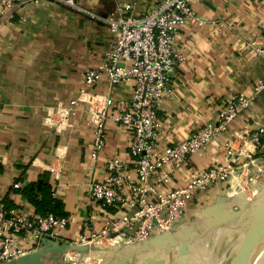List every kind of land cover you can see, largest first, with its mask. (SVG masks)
Listing matches in <instances>:
<instances>
[{
	"label": "crops",
	"instance_id": "obj_1",
	"mask_svg": "<svg viewBox=\"0 0 264 264\" xmlns=\"http://www.w3.org/2000/svg\"><path fill=\"white\" fill-rule=\"evenodd\" d=\"M125 1L134 2V14L138 16L158 2L77 0L80 7L100 15L115 12ZM193 6L205 22L187 24L176 35L175 45L185 53L186 60L172 73V95L159 108L162 145L187 139L198 127L216 123L219 110L233 95L251 93L264 77V0H202ZM112 41L113 34L105 23L54 0L24 2L0 17V203L34 212L32 203L12 184L40 182L48 173L69 222L60 238H47V249L41 246L48 250L46 264H61L56 259L63 254L58 251L60 246L78 241L81 234L102 230L122 212L92 199L89 182L107 176L105 165L112 158L132 162L131 132L108 119L105 144L93 161L94 126L85 103L77 107L70 117L71 125L63 130L45 121L49 111L68 105L79 93L82 73L103 63ZM109 87L104 75L94 89L106 92ZM132 87L127 82L115 88L113 113L120 112L122 102L131 97ZM263 123L264 92L225 134L171 173L170 182L159 186L162 193L226 164L229 144L234 149L236 175L241 177L235 175L231 182L218 180L200 190L171 229L178 244L144 250L131 264L140 257L145 264H191L181 257L194 251L192 245L207 229L227 219L225 212L207 217L206 209L221 196H228L233 180L243 181L246 166H254L250 173H255L256 161L251 159L262 153L256 150L252 136ZM51 167L58 170L57 175ZM156 180L154 175L151 181ZM127 247L109 253L103 264H126Z\"/></svg>",
	"mask_w": 264,
	"mask_h": 264
},
{
	"label": "built area",
	"instance_id": "obj_2",
	"mask_svg": "<svg viewBox=\"0 0 264 264\" xmlns=\"http://www.w3.org/2000/svg\"><path fill=\"white\" fill-rule=\"evenodd\" d=\"M40 0H0V17L9 15L24 2ZM79 9L95 20L105 23L113 34L110 48L98 68L82 73V87L68 105H60L48 112L46 124L56 130L71 125L70 117L85 103L94 126V146L91 158L95 161L106 140L108 119L131 132L132 162L112 158L105 167L107 176L89 182V194L106 207H118L122 212L100 231L81 234L78 241L66 242L69 249L87 246L91 242L109 239L116 248L146 241L155 234L169 231L183 218L186 205L200 191L218 180L231 182L236 175L233 148L228 144L226 164L212 167L192 177L186 185L162 193L159 186L170 182L171 173L180 168L194 153L206 148L216 137L225 134L230 124L243 116L256 97L264 92V77L251 93L233 95L219 110L216 123H206L184 140L162 145L159 116L161 103L172 95V73L186 60L185 53L176 47L175 38L187 24L205 21L193 3L202 0H158L145 14H134V2H122L113 13L100 15L80 7L77 0H54ZM106 75L110 87L106 92L94 87ZM132 83L131 97L122 102L120 112H112L114 90L124 83ZM256 150L262 154L251 159L256 171H262L259 159H264V123L253 134ZM246 166V165H245ZM57 175L58 170L51 167ZM157 180L152 183V177ZM230 188L233 185L230 183ZM13 189L23 187L20 181ZM55 196V189H54ZM229 197V194H228ZM66 216L42 215L0 203V264L37 251L47 238H60L68 225ZM68 250V249H67ZM66 250V251H67ZM66 251L65 259L70 257Z\"/></svg>",
	"mask_w": 264,
	"mask_h": 264
},
{
	"label": "rangeland",
	"instance_id": "obj_3",
	"mask_svg": "<svg viewBox=\"0 0 264 264\" xmlns=\"http://www.w3.org/2000/svg\"><path fill=\"white\" fill-rule=\"evenodd\" d=\"M246 162V161H245ZM262 171L250 173L254 166H246V175L243 181H232L233 187L228 190L230 197L229 207L231 212L238 217L230 219L221 225H213L212 228L207 229L200 239L195 241L194 251L189 256L181 257L190 260L191 264H236L239 253L243 250L247 240V233L255 215L264 205V164L261 165ZM240 175V174H239ZM239 175L236 177L240 178ZM246 182V183H244ZM217 232H220V237H217ZM263 238H264V224H263ZM215 239V240H214ZM101 246H112V250L104 254H93V250ZM82 249H68L66 253L70 256L67 259L63 254L59 259L61 264H103L106 256L109 253H117L116 247L109 241V239L98 242L94 245L91 242L82 251ZM115 251V252H112ZM57 259V260H59ZM141 259V258H140ZM141 260L136 259L132 264H141ZM264 264V243L260 248L258 254L254 257L252 264ZM145 264V262H143Z\"/></svg>",
	"mask_w": 264,
	"mask_h": 264
},
{
	"label": "water",
	"instance_id": "obj_4",
	"mask_svg": "<svg viewBox=\"0 0 264 264\" xmlns=\"http://www.w3.org/2000/svg\"><path fill=\"white\" fill-rule=\"evenodd\" d=\"M230 200L231 199L228 196H221L213 206L206 209L205 215L207 217H210L212 215L218 214L219 212H225L226 213L225 217L227 218L226 221H228L230 219L232 220V219H234V217H238L234 213L231 212V209H230L229 204H228V202ZM262 222H264V205L262 206V208H260L259 212L255 215L253 221L251 222L250 228H249L248 233H247L248 234L247 240H246L245 245H244L245 247H246V245H249L254 240V238L258 234V231L260 229V226L262 225ZM164 244H170V245L178 244V239L174 236V234L171 232V230L155 234L154 236L150 237L146 241H143L141 243L134 244L132 246L127 247L124 250L125 253H127L126 264H131V261L134 260L133 258L135 256H137L138 254H141V252H143L144 250H148V249H151L153 247H160ZM42 245L43 246L48 245L47 239H44L42 241ZM41 246L37 251L22 255L18 258H15V259H11V260L6 261L2 264H46L44 261V257L46 256V251H48V250H45ZM85 247L86 246L76 245V246L72 247V249L81 248L83 250ZM47 248L48 247L46 246V249ZM69 248H70V245L64 244L58 248V251L61 253L62 252L64 253ZM243 250H244V248H243ZM243 250L241 251V253H239V255L237 257V263L236 264L241 263L243 258L246 256L243 254ZM115 251L120 252L119 250H115ZM54 252H55V250H54ZM59 257H60V255L56 256V259H59ZM107 264H111V263H107Z\"/></svg>",
	"mask_w": 264,
	"mask_h": 264
},
{
	"label": "trees",
	"instance_id": "obj_5",
	"mask_svg": "<svg viewBox=\"0 0 264 264\" xmlns=\"http://www.w3.org/2000/svg\"><path fill=\"white\" fill-rule=\"evenodd\" d=\"M18 190L32 203L35 207V212L42 215L47 213H54L60 216L67 215L63 202L54 196V188L48 173L42 175L40 182L29 183Z\"/></svg>",
	"mask_w": 264,
	"mask_h": 264
},
{
	"label": "bare ground",
	"instance_id": "obj_6",
	"mask_svg": "<svg viewBox=\"0 0 264 264\" xmlns=\"http://www.w3.org/2000/svg\"><path fill=\"white\" fill-rule=\"evenodd\" d=\"M258 163L264 164V159H259ZM228 204H229V202H228ZM263 224H264V222H262V225L260 226L258 234L254 238V240L249 245H246V247L244 246L243 254L246 256L243 258L242 262L238 263V264H252L254 257L258 254L260 248L263 246V243H264V238L262 235L263 234ZM220 235H221L220 232L216 233L217 237H220ZM214 237H215V235H214ZM112 249H113L112 246H107V247L101 246V247H98V249L93 250V252H94L93 254L99 256V254H101L102 251H104V254H105L106 252L111 251ZM112 252H115V251H112ZM140 258L142 261L140 263L144 264L143 262H145V259L142 257H140ZM255 264H256V262H255Z\"/></svg>",
	"mask_w": 264,
	"mask_h": 264
}]
</instances>
